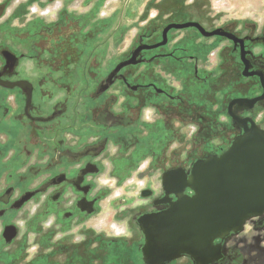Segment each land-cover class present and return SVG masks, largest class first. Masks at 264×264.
Masks as SVG:
<instances>
[{"label": "flooded vegetation", "instance_id": "1", "mask_svg": "<svg viewBox=\"0 0 264 264\" xmlns=\"http://www.w3.org/2000/svg\"><path fill=\"white\" fill-rule=\"evenodd\" d=\"M252 124L264 21L200 0H0V264H146L143 219ZM217 243L215 264H260L264 222Z\"/></svg>", "mask_w": 264, "mask_h": 264}, {"label": "water", "instance_id": "2", "mask_svg": "<svg viewBox=\"0 0 264 264\" xmlns=\"http://www.w3.org/2000/svg\"><path fill=\"white\" fill-rule=\"evenodd\" d=\"M197 24L172 25L187 28ZM167 182V177H166ZM191 188L193 196L184 190ZM164 212L145 217L142 248L146 264H165L183 256L196 264H215L224 245L247 225L264 222V129L245 125L243 135L220 156L198 161ZM264 264V255H257Z\"/></svg>", "mask_w": 264, "mask_h": 264}, {"label": "rangeland", "instance_id": "3", "mask_svg": "<svg viewBox=\"0 0 264 264\" xmlns=\"http://www.w3.org/2000/svg\"><path fill=\"white\" fill-rule=\"evenodd\" d=\"M206 2L209 12L223 20L264 21V0H200ZM211 10V11H210ZM155 14V13H153Z\"/></svg>", "mask_w": 264, "mask_h": 264}]
</instances>
